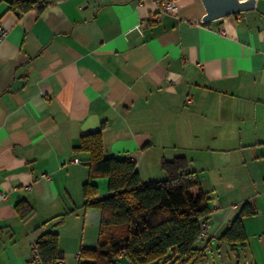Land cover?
Returning a JSON list of instances; mask_svg holds the SVG:
<instances>
[{"label":"crops","instance_id":"1","mask_svg":"<svg viewBox=\"0 0 264 264\" xmlns=\"http://www.w3.org/2000/svg\"><path fill=\"white\" fill-rule=\"evenodd\" d=\"M10 1L0 0V264H30L45 232L58 233L65 264L97 246L101 212L83 206L89 171L74 148L102 124L106 155L134 161L143 181L163 179L161 160L179 155L218 172L200 177L217 199L196 245L213 264H234L229 250L235 264H264V0L215 20L201 0H177L155 21L158 0H38L41 12L22 13ZM93 182L109 193L106 177ZM21 200L33 207L25 218ZM248 200L247 239L220 243Z\"/></svg>","mask_w":264,"mask_h":264},{"label":"trees","instance_id":"2","mask_svg":"<svg viewBox=\"0 0 264 264\" xmlns=\"http://www.w3.org/2000/svg\"><path fill=\"white\" fill-rule=\"evenodd\" d=\"M47 3L38 0H11L10 8L22 13L32 8L41 12ZM99 129L80 136L74 150L86 154L89 179L82 185L84 207L101 212L99 236L95 248H82L78 264H117L120 255L132 264L180 260L206 262L205 248L196 245L201 219L210 213L208 192L202 190L199 173L183 155L162 159L163 179L143 181L132 160L106 155ZM106 177L109 193L99 196L93 179ZM21 218L33 212L25 200L16 204ZM55 218L59 225L71 213ZM256 207L246 201L228 228L218 238L220 243L242 244L247 239L244 219L253 216ZM54 218V219H55ZM57 232H45L34 242L43 264L62 257ZM209 245V242L205 247Z\"/></svg>","mask_w":264,"mask_h":264},{"label":"built area","instance_id":"3","mask_svg":"<svg viewBox=\"0 0 264 264\" xmlns=\"http://www.w3.org/2000/svg\"><path fill=\"white\" fill-rule=\"evenodd\" d=\"M177 9V0H158L157 1V10L150 14L149 19L151 21L158 20L160 15L165 12H174ZM6 35V30L3 25L0 23V40H2ZM75 161H78V158H75ZM210 223L208 219H201V230L199 233V239H205L210 233ZM30 264H43L40 255L37 251L35 243L32 244V255ZM52 264H65L62 257H58Z\"/></svg>","mask_w":264,"mask_h":264},{"label":"water","instance_id":"4","mask_svg":"<svg viewBox=\"0 0 264 264\" xmlns=\"http://www.w3.org/2000/svg\"><path fill=\"white\" fill-rule=\"evenodd\" d=\"M206 20H215L233 13L247 11L255 4V0H201Z\"/></svg>","mask_w":264,"mask_h":264},{"label":"rangeland","instance_id":"5","mask_svg":"<svg viewBox=\"0 0 264 264\" xmlns=\"http://www.w3.org/2000/svg\"><path fill=\"white\" fill-rule=\"evenodd\" d=\"M191 166H192V164H191ZM198 173H200L199 177H204L205 176V177L213 178L216 175L219 176L218 172H217V174H215L214 172L207 171V170H205L203 172H199L198 171ZM208 196H209L208 204L212 205L217 199V189L209 191L208 192ZM216 244L217 243H215V246L213 248V255H214V260L216 262L217 261L219 262L220 258H219V254H218L217 249H216V247H217ZM236 250H237V254L239 255V258L241 259V263H244L241 248L238 246V247H236ZM229 253H230V255H231L232 259H233V263L235 264L238 261V258H236V256H235L236 254L234 253V251H231V250H229ZM206 255H207V260H206L205 263L206 264H213V256H212V253L210 252V248H208V252L206 253ZM178 261L179 260H177V261H173L172 260V261L167 262L165 264H205L204 262H192V261H190V262H186V263H180ZM119 264H127V263H126V261H123V259H122V260L119 261Z\"/></svg>","mask_w":264,"mask_h":264}]
</instances>
